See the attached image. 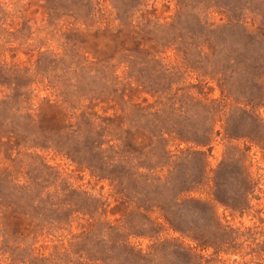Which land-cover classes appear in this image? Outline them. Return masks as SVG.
<instances>
[{
  "label": "rangeland",
  "instance_id": "374dc122",
  "mask_svg": "<svg viewBox=\"0 0 264 264\" xmlns=\"http://www.w3.org/2000/svg\"><path fill=\"white\" fill-rule=\"evenodd\" d=\"M0 264H264V0H0Z\"/></svg>",
  "mask_w": 264,
  "mask_h": 264
},
{
  "label": "trees",
  "instance_id": "16d2710c",
  "mask_svg": "<svg viewBox=\"0 0 264 264\" xmlns=\"http://www.w3.org/2000/svg\"><path fill=\"white\" fill-rule=\"evenodd\" d=\"M244 182L247 184V180L245 181L244 180ZM184 195V192H180L178 195H177V197L178 196H183ZM245 196H247L248 195V193L246 192L245 194H244ZM175 198V201H177L178 200V198ZM166 218V220H167V222L169 223V225H171V227L172 228H174L173 226H172V224L170 223V221L168 220L169 218L168 217H165ZM128 250H130L131 252H132V254L135 256V257H138V259L140 260V261H144V262H146V263H151V260H152V258H154V255H150V253H148V254H142L140 251H135V249L134 248H129Z\"/></svg>",
  "mask_w": 264,
  "mask_h": 264
}]
</instances>
